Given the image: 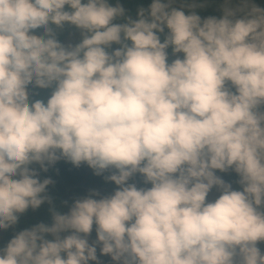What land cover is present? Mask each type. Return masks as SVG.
Masks as SVG:
<instances>
[{
	"label": "clouds",
	"instance_id": "clouds-1",
	"mask_svg": "<svg viewBox=\"0 0 264 264\" xmlns=\"http://www.w3.org/2000/svg\"><path fill=\"white\" fill-rule=\"evenodd\" d=\"M207 4L0 0V230L50 213L0 264H264V7ZM61 160L115 189L59 210Z\"/></svg>",
	"mask_w": 264,
	"mask_h": 264
},
{
	"label": "trees",
	"instance_id": "trees-1",
	"mask_svg": "<svg viewBox=\"0 0 264 264\" xmlns=\"http://www.w3.org/2000/svg\"><path fill=\"white\" fill-rule=\"evenodd\" d=\"M112 2L115 3L116 0H112ZM120 2L125 6L128 14L135 17L137 9L141 6L147 7L151 0H120ZM221 2L222 0H208L207 6L199 10L200 14L202 16L220 15L219 4ZM255 3L264 7V0H255ZM76 33H78V31L69 26L61 32L60 38L66 42L67 37ZM40 94L46 96L48 93L41 91ZM220 175H222L226 181L232 182L234 187H238V185L235 184L237 177L234 173ZM45 177H50L54 181V183L49 186L48 191L53 198V202L56 207L63 211L67 210L64 205L65 201H67L68 204H71L75 199L87 196L93 189L98 190L103 195H107L110 194L116 187L113 183L106 181L104 176L95 175L94 171L86 164L77 168L70 162H66L64 160L57 162V164L50 168L47 173L41 172V178L43 179ZM134 179L138 186H145L143 184L142 177L139 175ZM148 186L150 187V185ZM213 192H215V190H213ZM212 193H210L209 198L212 196ZM218 195L219 193L214 196L213 199H215ZM48 207L49 206L45 204L38 210L33 211L30 209L21 217L18 225L8 230H0V247L5 245L16 231L22 230L25 227H30L41 221L49 222L50 213L48 211ZM95 238V232H93L92 239ZM101 259L103 264H112L110 257H101Z\"/></svg>",
	"mask_w": 264,
	"mask_h": 264
},
{
	"label": "rangeland",
	"instance_id": "rangeland-1",
	"mask_svg": "<svg viewBox=\"0 0 264 264\" xmlns=\"http://www.w3.org/2000/svg\"><path fill=\"white\" fill-rule=\"evenodd\" d=\"M80 36H79V33H76V34H73L71 35L70 37H67V40L66 42H77L79 40ZM218 194V192H213L212 193V196L209 198L210 200L214 198V196H216ZM261 248L264 249V244L261 245Z\"/></svg>",
	"mask_w": 264,
	"mask_h": 264
},
{
	"label": "bare ground",
	"instance_id": "bare-ground-1",
	"mask_svg": "<svg viewBox=\"0 0 264 264\" xmlns=\"http://www.w3.org/2000/svg\"><path fill=\"white\" fill-rule=\"evenodd\" d=\"M217 6V5H216Z\"/></svg>",
	"mask_w": 264,
	"mask_h": 264
}]
</instances>
